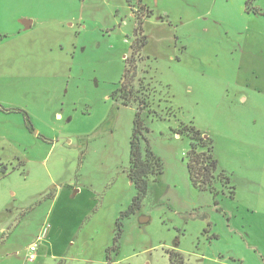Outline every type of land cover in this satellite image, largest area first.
<instances>
[{
	"label": "rangeland",
	"instance_id": "374dc122",
	"mask_svg": "<svg viewBox=\"0 0 264 264\" xmlns=\"http://www.w3.org/2000/svg\"><path fill=\"white\" fill-rule=\"evenodd\" d=\"M141 4L152 11L139 63L155 111L143 114L145 134L163 173L116 251V220L136 195V106L115 92L138 0H0L1 35L34 21L12 37L25 50L0 43V110L31 117L30 129L23 113H0V264H264V77L250 67L264 66V15L246 0ZM183 125L212 142L211 187L191 181Z\"/></svg>",
	"mask_w": 264,
	"mask_h": 264
},
{
	"label": "trees",
	"instance_id": "16d2710c",
	"mask_svg": "<svg viewBox=\"0 0 264 264\" xmlns=\"http://www.w3.org/2000/svg\"><path fill=\"white\" fill-rule=\"evenodd\" d=\"M131 5V0H128ZM257 0H246V11L256 15H264V11L256 5ZM139 9L136 11V26L134 29L133 41L131 45V54L125 59L126 70L120 81V85L115 92V97L121 100L123 105H135L136 114L134 118L133 134L130 141V162L128 168V176L136 187V195L128 208L120 213L116 220V233L114 236L112 250L118 249V242L123 233V222L126 218L136 213L142 206L143 200L148 195L150 189V179H158L163 173V165L161 159L155 155L151 149L145 132L148 128L145 124L143 114L146 110L149 113L152 110L150 95L148 89L144 86L143 79L140 77L139 63L145 58L143 50L148 43V36L144 32V20L152 14V11L141 4L142 0H138ZM132 6V5H131ZM139 82L140 87L136 84ZM26 123L31 126L30 118L26 114ZM31 129V127H29ZM179 133H188L191 138V150L188 153V170L192 183L201 188L211 187L216 179V169L218 160L213 156V146L209 139L203 136V133L195 126L183 125ZM198 148H202L203 152H198ZM229 180V179H228ZM233 189V187H232ZM231 191V196L234 195ZM180 252L171 254V258H181ZM172 264L174 261H172Z\"/></svg>",
	"mask_w": 264,
	"mask_h": 264
},
{
	"label": "crops",
	"instance_id": "0c3cea01",
	"mask_svg": "<svg viewBox=\"0 0 264 264\" xmlns=\"http://www.w3.org/2000/svg\"><path fill=\"white\" fill-rule=\"evenodd\" d=\"M28 20H30V19H28ZM21 22V21H20ZM22 24V23H21ZM33 24H34V21L33 20H31V27L33 26ZM30 27V28H31ZM263 27H264V24H263ZM24 30H27V29H24V25L22 24V27H18L17 29H16V31H13V32H6L4 35H1L0 34V43H5V44H3V45H11L12 43H14V40L13 39H16V38H12L13 36L14 37H18V36H20L22 33H23V31ZM263 33H264V31H262ZM21 45H27L26 43H24V42H20V43H18V44H15L14 43V47H13V50H15V52L16 53H18L17 51H21L20 49H23V50H25L24 48H22V47H20ZM264 52V51H263ZM250 67H254L253 69H255V70H253V75L254 76H256V78L258 77V78H263L264 77V66L263 65H257V64H254V65H250ZM245 99H247V97L245 98ZM10 109V110H9ZM2 110H3V115H8V113H15V114H18V115H20L19 113H23V115H24V120H26V114H27V112H26V110H24L22 107H20V106H13V107H8V108H2L1 110H0V113L2 112ZM28 115V117L31 119V117H30V113H28L27 114ZM58 117H61V114H58ZM25 125L27 124V123H24ZM37 133V132H36ZM81 191H83V188L82 187H79V189H77L76 190V195H78V194H80L81 193ZM3 230V229H2ZM48 235V234H47ZM34 242H32L31 244H33ZM30 244V245H31ZM39 256H38V252H37V258H38ZM36 261V260H35ZM28 262V261H27ZM34 262V261H33ZM30 263V262H29Z\"/></svg>",
	"mask_w": 264,
	"mask_h": 264
},
{
	"label": "built area",
	"instance_id": "2783aa9c",
	"mask_svg": "<svg viewBox=\"0 0 264 264\" xmlns=\"http://www.w3.org/2000/svg\"><path fill=\"white\" fill-rule=\"evenodd\" d=\"M45 237L47 236L48 234V230H45ZM43 239L39 236L37 238V241L34 242L33 244H31L28 248V255H27V261L29 262H33L36 260L37 258V252H38V247H39V244L40 242L42 241Z\"/></svg>",
	"mask_w": 264,
	"mask_h": 264
},
{
	"label": "water",
	"instance_id": "95a60500",
	"mask_svg": "<svg viewBox=\"0 0 264 264\" xmlns=\"http://www.w3.org/2000/svg\"><path fill=\"white\" fill-rule=\"evenodd\" d=\"M20 21L24 25V29H29L31 27V20L21 19Z\"/></svg>",
	"mask_w": 264,
	"mask_h": 264
}]
</instances>
